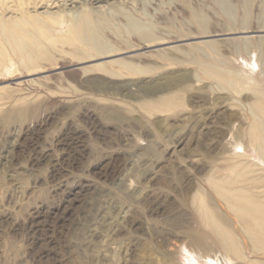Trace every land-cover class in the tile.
<instances>
[{
  "label": "rangeland",
  "instance_id": "1",
  "mask_svg": "<svg viewBox=\"0 0 264 264\" xmlns=\"http://www.w3.org/2000/svg\"><path fill=\"white\" fill-rule=\"evenodd\" d=\"M77 1L0 0L5 34L36 32L50 56L21 64L5 45L0 264H210L192 245L194 196H212L208 174L240 173L228 165L242 166V114L264 88V0ZM74 12L109 55L89 62L67 40Z\"/></svg>",
  "mask_w": 264,
  "mask_h": 264
},
{
  "label": "bare ground",
  "instance_id": "2",
  "mask_svg": "<svg viewBox=\"0 0 264 264\" xmlns=\"http://www.w3.org/2000/svg\"><path fill=\"white\" fill-rule=\"evenodd\" d=\"M99 1L93 0L95 3ZM72 4L76 8L78 1L72 0ZM58 6V3L54 2L50 8L57 9ZM79 14H72L67 40L83 42L85 49L81 55L89 62L98 59V55H109L111 48L106 41L95 39L96 19L86 13H81L80 16ZM9 31L5 27L0 28V32L4 33L3 40L0 39V66L8 64L9 55L5 45L19 57L21 64H36V59L41 55L50 57L48 49L41 45L43 40L38 33L36 35V32L23 29L22 32L17 30L15 33L5 34ZM242 33L248 31L243 30ZM249 43L251 44L250 41ZM94 51L97 54H94ZM122 63L129 65L130 62L124 60ZM252 91L254 98L248 103L250 114H242V144L239 143L242 146V166L238 163L228 165V169H237L240 172L238 177L232 178L225 173L220 176L208 174L206 181L212 196L203 187L199 188L194 196L198 221L203 231L199 232L192 245L206 252L205 256L209 258L210 264H222L211 257L210 254L215 251L223 253L229 261H236V264H264V88L254 86ZM166 104H170L169 101H166ZM236 141L241 142L239 135ZM250 147L260 159L258 164L249 159L247 151ZM214 197L221 199L225 213L216 207ZM208 238H211L210 244L206 243ZM190 259L193 264H200L196 256Z\"/></svg>",
  "mask_w": 264,
  "mask_h": 264
}]
</instances>
